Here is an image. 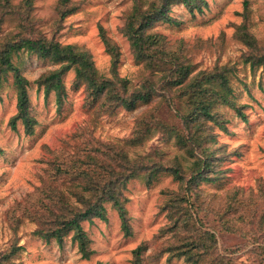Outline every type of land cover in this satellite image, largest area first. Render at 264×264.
<instances>
[{"label": "rangeland", "instance_id": "obj_1", "mask_svg": "<svg viewBox=\"0 0 264 264\" xmlns=\"http://www.w3.org/2000/svg\"><path fill=\"white\" fill-rule=\"evenodd\" d=\"M137 1L141 13L150 3L158 5V0H68L65 6L61 0H33L31 21L47 40L82 48L99 76L116 74L128 81L129 93L152 96L132 110H103L84 85L74 86L72 69L61 76L58 95L37 80L59 65L27 53L14 59L28 82L32 131L27 133L20 119L15 128L10 125L18 116V89L10 73L0 86L2 264H264V66L244 63L251 50L238 37L247 33L264 48V0H202L193 13L173 2L165 19L146 28L171 47H184L193 73L230 69L233 105L215 104L218 120L203 122L208 139L200 149L189 147L191 152L167 131L188 137L194 130L181 118L190 108L181 89H140L150 71L136 60L122 30ZM10 2L17 6L21 0ZM60 6L75 9L62 22ZM15 27L6 20L0 42ZM102 37L116 48L114 67ZM141 122L149 131L140 144L126 146ZM112 143L129 159L178 166L183 178L165 170L148 183L129 180L122 202L130 234L117 210L104 203V220L81 223L89 251L84 256L73 231L60 241L46 232L57 227L54 218L67 212V203L81 208L73 194L79 183L66 175L72 162ZM203 153H210L211 166L201 171L202 179L190 181Z\"/></svg>", "mask_w": 264, "mask_h": 264}, {"label": "trees", "instance_id": "obj_2", "mask_svg": "<svg viewBox=\"0 0 264 264\" xmlns=\"http://www.w3.org/2000/svg\"><path fill=\"white\" fill-rule=\"evenodd\" d=\"M140 2L137 1V5H134L122 29L130 42L136 60L143 63L146 70L150 71V76L145 79L140 89H168V91L181 89V94L190 102L188 104L190 108L186 115H181V118L187 128L194 130L188 137L174 129L167 131L175 137L176 144L181 149L187 152L190 151L189 147L193 146L200 149L202 143L208 139L207 135H204L203 122H217L218 120L214 110L215 104L223 102L233 105L229 100L231 94L230 69L220 67L210 72L193 73L192 65L186 56L187 50L184 47H171L163 37L146 34V28L157 20L165 19L169 6L173 2L183 4L190 13H193L194 8L199 9L196 4L202 0H158V5L155 3L150 5V3L147 6L149 9L142 13L139 9ZM63 4L64 6L68 4V0H61V6ZM61 6L58 11L59 22L75 10L74 7L63 9ZM32 12L33 0H21L17 6H13L10 0H0V29L6 20H13L16 24L14 31L6 34L0 42V86L12 73L13 86L18 89V116L11 120L12 128H15L16 121L20 119L26 132L31 133L32 131V120L28 115L26 95L28 82L14 64V59L21 53L33 54L60 66L59 69L37 80L39 86L56 90L58 95L63 89L61 76L72 69L75 73L74 86L84 85L89 91L93 104L95 103L94 105L103 110L113 111L117 107L132 110L136 102H147L151 98L150 92L129 93L128 81L119 78L116 74L111 79L99 76L88 52L82 48L47 40L31 21ZM238 37L251 50V54L248 53L244 58V63H250L252 67L264 66V48H259L254 38L247 33H242ZM102 38L107 52L111 55L114 67L117 58L116 48L105 37ZM148 131V125L141 122L132 136L125 141L126 146L140 144L143 135ZM209 138L211 140V137ZM193 165L191 180H189L202 179L201 171L208 170L211 166L210 153H203V157L195 161ZM165 170H170L176 179L183 178L178 166L168 168L156 163H146L145 157L138 160L129 159L125 150L114 143L98 148L91 155H85L82 160L73 161L66 175L70 176L72 182L79 183V187L75 186L76 190L73 194L81 208L67 203V212L54 218L57 227L51 232H46L49 233L47 238L60 241L68 232L73 231V237L79 245L80 252L88 256L87 237L82 231L81 223L91 222L95 218L104 220V203H110L117 210L121 227L124 233L129 235L130 229L122 202L128 181L141 178L148 183ZM209 238L212 237L207 236L205 239L209 240ZM139 250L140 247L134 251L135 258H138Z\"/></svg>", "mask_w": 264, "mask_h": 264}]
</instances>
